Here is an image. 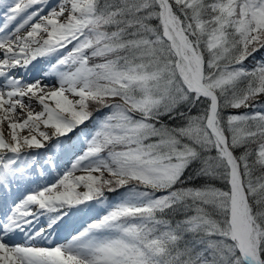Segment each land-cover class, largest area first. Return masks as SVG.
Segmentation results:
<instances>
[{"label":"snow or ice","instance_id":"obj_1","mask_svg":"<svg viewBox=\"0 0 264 264\" xmlns=\"http://www.w3.org/2000/svg\"><path fill=\"white\" fill-rule=\"evenodd\" d=\"M0 264H264V0H0Z\"/></svg>","mask_w":264,"mask_h":264}]
</instances>
